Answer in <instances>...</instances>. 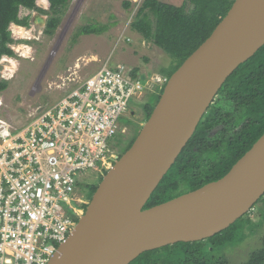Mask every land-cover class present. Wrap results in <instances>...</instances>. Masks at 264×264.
<instances>
[{
    "label": "water",
    "instance_id": "obj_1",
    "mask_svg": "<svg viewBox=\"0 0 264 264\" xmlns=\"http://www.w3.org/2000/svg\"><path fill=\"white\" fill-rule=\"evenodd\" d=\"M36 5L45 10L44 2L37 0ZM45 15L33 11L29 24L45 28ZM263 44L264 0H235L212 33L168 77L133 143L107 169L47 264H129L145 251L211 237L252 209L264 195V133L222 177L145 205L223 82ZM6 58L0 64L8 63ZM149 79L158 82L152 75Z\"/></svg>",
    "mask_w": 264,
    "mask_h": 264
},
{
    "label": "built area",
    "instance_id": "obj_2",
    "mask_svg": "<svg viewBox=\"0 0 264 264\" xmlns=\"http://www.w3.org/2000/svg\"><path fill=\"white\" fill-rule=\"evenodd\" d=\"M133 72L108 58L18 130L0 116V264H47L71 233L76 184L110 167L109 139L144 89Z\"/></svg>",
    "mask_w": 264,
    "mask_h": 264
},
{
    "label": "rangeland",
    "instance_id": "obj_3",
    "mask_svg": "<svg viewBox=\"0 0 264 264\" xmlns=\"http://www.w3.org/2000/svg\"><path fill=\"white\" fill-rule=\"evenodd\" d=\"M127 1L130 3L128 7L125 6ZM143 1L68 0L51 35L44 32V27L37 30L31 22L22 31L11 24L9 28L15 40L11 44L14 54L7 64H0V78L7 83V88L0 91V116L18 130L32 119L37 107L61 98L69 88L104 64L108 58L110 65L122 62L138 68L136 76L142 85L151 75H162L161 69L170 66L171 56L149 40H144L130 27ZM159 1L177 6L184 3L186 10L191 8L189 0ZM48 9L49 3L46 2L45 10ZM28 14L24 8L19 13L20 17ZM45 16L47 21L49 15ZM88 24L105 28L98 34L76 35L82 26ZM144 72L148 73L147 77ZM145 94L152 103L156 100V96L151 93ZM128 105L136 108L140 106L133 98ZM126 119V116L118 119L120 127L126 123ZM133 119V126L138 127H142L146 120L141 109L135 111ZM119 143L117 133L109 139L111 145ZM91 195H87L88 201ZM260 206V203L256 204L248 215L245 214L234 225L231 224V228L229 226L223 232L194 241L198 242L195 245L207 250L210 256L224 258L227 264H244L254 251L264 245V217L259 210ZM184 247L179 242L163 246L150 257L166 262ZM132 264H140V260Z\"/></svg>",
    "mask_w": 264,
    "mask_h": 264
},
{
    "label": "trees",
    "instance_id": "obj_4",
    "mask_svg": "<svg viewBox=\"0 0 264 264\" xmlns=\"http://www.w3.org/2000/svg\"><path fill=\"white\" fill-rule=\"evenodd\" d=\"M36 1L0 0V59L3 55L13 56L14 54L10 48V44L14 42L9 28L10 25L16 24L25 27L29 25V17H20L19 15L22 8L35 9L46 15L48 14L49 18L44 32L51 35L59 23L60 14L68 3V0H48L49 9L44 10L36 5ZM234 1L189 0L191 8L186 10L184 3L177 6L159 0H144L131 21L130 27L133 31L139 33L144 40H149L171 56L169 69H161V72L169 77L186 57L212 33ZM129 5L128 1L125 2L126 7ZM104 28V26L88 24L82 26L76 32V35L98 34ZM137 69L134 68L133 74L137 72ZM226 81V91L239 107L244 108L246 122L240 132L236 134L234 140L228 143L222 159L210 172L212 175L206 177L204 181L195 180L191 182L193 178H189L190 189L186 192L194 190L207 182L217 180L226 174L232 165L264 133V44L252 57L240 64ZM5 88H7V83L0 78V91ZM161 93L153 104L144 109L146 120L151 115ZM137 131L139 132V129ZM135 137L130 141L127 149L131 146ZM190 170L189 167H183L180 168L179 173L184 174L190 172ZM172 178L169 181L164 178L158 184L145 207H150L185 193L179 188V181H172ZM95 189L93 187L92 191H95ZM258 202L261 204L259 210L264 217V196ZM179 243L184 244L185 247L166 262L160 261L156 257H150L160 248L143 252L133 262L140 260V264H227L224 258L210 256L207 250L204 251L200 245H195L198 242ZM133 262H130V264ZM244 264H264V245L254 251Z\"/></svg>",
    "mask_w": 264,
    "mask_h": 264
},
{
    "label": "flooded vegetation",
    "instance_id": "obj_5",
    "mask_svg": "<svg viewBox=\"0 0 264 264\" xmlns=\"http://www.w3.org/2000/svg\"><path fill=\"white\" fill-rule=\"evenodd\" d=\"M27 10L29 12L28 17L33 11H37L35 9ZM29 25L26 27H29ZM10 48L13 50L12 47ZM2 57H7L10 60L12 56L3 55ZM152 76L156 78L158 82L151 83L148 87H146L145 84L143 91L149 92L157 98L164 88L166 79L168 77L164 73H162V75ZM226 80L223 82L222 86L215 94L206 111L203 113L194 133L187 141L186 145L182 148L174 163H172L170 169L162 178V180L167 178V181H169L173 177L172 181H179L178 186L183 192H186L188 189H190L189 178H193L191 179V182H194L195 180L204 181L206 177H210L212 175L210 172H212V169L216 167L219 160L222 159L228 143L234 140L236 134L240 132L241 128L246 122L244 108L239 107V105L231 97H229L226 91ZM143 91L141 95L135 100L136 102H139L140 106L137 108H129L128 112L126 113V123L119 127L117 131V136L120 138V143L115 146L111 145V156L108 161L111 163V165L127 150L130 141L137 134V129L140 130L141 128L140 126L138 127V125L133 126L135 111L141 109L145 117L144 109L155 102L154 101L152 103L149 98H146L147 94H145ZM183 167L191 168L190 172L180 174V168ZM106 171L107 170H104L103 172L98 173L94 170H91L81 183L76 184L72 194L74 201L71 208H67V211L72 216L78 219L80 215L84 213L87 203L89 202L86 198L87 195H91L95 192L92 191V188H97L98 185L95 183L102 180ZM260 198L253 204L252 209L256 204L259 203L258 201ZM251 210L248 212V214L251 212ZM248 214L246 213V215Z\"/></svg>",
    "mask_w": 264,
    "mask_h": 264
},
{
    "label": "bare ground",
    "instance_id": "obj_6",
    "mask_svg": "<svg viewBox=\"0 0 264 264\" xmlns=\"http://www.w3.org/2000/svg\"><path fill=\"white\" fill-rule=\"evenodd\" d=\"M45 1H46V0H40V3L44 2V3L46 4ZM16 29L19 30V31H20V30H21V31L23 30V28H21V27H17ZM6 59H8V58H6ZM12 62H14V61H12ZM12 62H11V63H12ZM6 64H7V63H6Z\"/></svg>",
    "mask_w": 264,
    "mask_h": 264
},
{
    "label": "clouds",
    "instance_id": "obj_7",
    "mask_svg": "<svg viewBox=\"0 0 264 264\" xmlns=\"http://www.w3.org/2000/svg\"><path fill=\"white\" fill-rule=\"evenodd\" d=\"M47 1H48V0H47ZM130 67H131V66H130ZM133 69H134V67H133ZM145 74H147V73H145ZM167 79H168V78H167ZM167 79H166V80H167Z\"/></svg>",
    "mask_w": 264,
    "mask_h": 264
}]
</instances>
